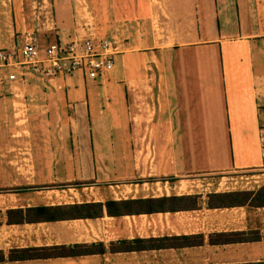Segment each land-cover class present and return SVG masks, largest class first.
<instances>
[{
  "label": "crops",
  "instance_id": "0c3cea01",
  "mask_svg": "<svg viewBox=\"0 0 264 264\" xmlns=\"http://www.w3.org/2000/svg\"><path fill=\"white\" fill-rule=\"evenodd\" d=\"M11 1L14 8L23 3ZM39 3L44 9L42 21H37L41 29H28L21 14L17 21H5L0 12V49H11L14 34L24 32L48 36L53 29L57 38L50 43L59 44L78 34L79 0ZM109 9L112 14L109 10L104 17L119 21V34L124 36V46L118 45L124 54L120 58L123 77L141 72L140 67L129 65L127 53L133 50L143 51L160 75L158 95L149 105L150 122L142 119V103L129 89L131 84L125 91L116 83L66 78L0 88V264L47 262L10 261L14 249L115 241V226L128 218L9 224L5 215L9 210L103 203L109 198H203V191H191L200 182L240 183V191H252L256 182L264 185V0H119ZM156 24L160 35L152 32ZM45 46L39 44L41 49ZM120 90L126 113L104 115L103 106L109 111L121 102ZM197 135L203 138L202 149L193 146L191 139ZM180 137L190 138V151L181 152L182 157L188 154L185 162L179 161L180 151L171 140ZM134 180L139 183L130 187L129 196L111 197L108 183L118 181L122 188L132 186ZM218 192L223 191H213ZM201 211L232 212L239 216L238 222L245 216L241 207H201L140 215L136 221L152 228L146 238L194 235L183 229L184 222L189 214ZM97 256L53 261L62 264L63 259L84 261Z\"/></svg>",
  "mask_w": 264,
  "mask_h": 264
},
{
  "label": "rangeland",
  "instance_id": "374dc122",
  "mask_svg": "<svg viewBox=\"0 0 264 264\" xmlns=\"http://www.w3.org/2000/svg\"><path fill=\"white\" fill-rule=\"evenodd\" d=\"M20 1L21 2L23 1L21 6L19 8L17 7L14 8V6L12 5L15 4L11 0H0V7H1L0 12H3L1 14L2 17L6 19L5 21L8 20L17 21L18 15L21 14L24 21H28L27 23L28 29L31 28L35 29V27L36 29L37 28L41 29L42 27L40 23L37 25V21L38 22L42 21L44 15V9L40 8V6H43V4L39 3V0H20ZM33 1H35V3H32ZM79 2L83 3L85 7H87V10L92 14V16L95 19V24L99 32L101 33L103 32L102 34L105 35L116 36L117 44L118 45L121 44L124 46V36L119 34V28H118L119 21H113V18L112 20H109L107 19V15L106 17H104V15L107 14L109 10L110 13L112 14V10L109 9V5H111V7L113 8V5L116 2L118 3L119 0H79ZM53 13H54V8H52L50 14ZM50 14L49 15L47 14L48 15L47 18L49 20L51 16ZM31 19H34V21L36 20V23L35 22L31 23L30 22ZM154 26L156 27H154L152 32L154 34L160 35L162 31L157 26V24ZM13 28H14V23H13ZM130 31H134V29L132 28L130 29ZM53 32H54L53 29L50 30L48 36H43L42 34H40L41 32L34 33L36 34L35 39L40 45H47L50 42L56 41L55 40L56 36L54 37ZM14 35H15L14 36L15 39L18 34L17 35L14 34ZM130 37L131 36H128L127 38L128 42ZM118 49L120 50L121 48L119 47ZM142 52L143 51L141 50L139 52H135V50H133V52L127 53L130 59L129 62L130 67L131 68H133L134 66L140 67L141 70H137V71H141V72H137L135 74L132 71L133 73H128L126 75V78H124L123 76L125 75L124 73H122L123 67L120 65V58H122L124 54L122 55L119 54L116 58L112 72L107 75L104 82L116 83L118 85H122L125 91L127 84L128 85L131 84V86H128L129 89L133 93H135V98L138 99L140 103H142L141 111H140V113L142 114V119H148L150 122V113L152 112V109L151 106L149 105L151 104L152 100L155 99L156 95H158V89H159L158 78L160 75L153 68V66H151V64L148 63L147 57L144 54H142ZM165 62L167 63L164 57L163 64H166ZM193 64L194 63L191 61L190 65L192 66ZM95 82L103 83V81L100 79H96ZM197 90L198 88L195 89V91ZM120 92L123 94L122 90H120ZM132 92H128V93L132 95ZM129 94H128V98H130ZM2 96L3 95H0V98H2ZM124 97L125 96L123 94L120 100L121 102L116 106H112V108L109 111L106 110L103 106V109L101 110H103L104 115L112 116V114H114L123 117V115L126 113L125 106L124 107L122 106L125 100ZM109 98L111 99L110 104L114 105L115 103L113 98L112 97ZM100 99L104 101L105 97H101ZM171 140L173 142V148L178 152L180 151V153L178 154L179 161L180 162L187 161L188 154L185 157H182L181 152L186 151L187 153V150L190 151L191 149L190 138L180 137V138H172ZM191 140L194 141L195 145L193 144V146H195V148H199V149L203 148L202 147L204 145L203 138H199V136L197 135L193 137ZM208 140L214 141V139H208ZM136 183L138 184L139 180L138 181L134 180L132 186H129V184H127V187L121 186L122 188H119L118 181L108 183V185L110 186L108 188L111 191L110 192L111 197H122L124 195L129 196L130 187L134 188V184ZM198 185L199 186H196V188L194 187L193 189H191V191H198V190L203 191L204 197L200 198V196H198L200 208L201 207L205 208L204 202L206 201V195L213 193V191L217 189L223 192L240 191L239 190L240 183L231 186V184H229V182L226 180H224L220 185H218L217 183L212 185H207L205 182H200L198 183ZM261 186H263L261 182L259 183L256 182L253 185L252 191H256ZM120 199L124 200L122 198ZM243 209H245V216H241L243 217L241 218V222H238L239 216L237 214L232 212H230L229 214V212L226 211L222 213L201 211V212H197V213L193 212V214H189L190 216H187V219L184 222L186 226L183 229L186 231L197 233L194 235H198L200 233L203 236L204 243L199 247L188 248L190 249L188 252H168V254H165L164 252L161 254H157V253H152V251L140 252V253H117V254L106 253L105 255L102 256L99 255L95 257L94 260L79 261V260L63 259L62 264H243V263L264 262V208L246 207ZM125 217L128 218H123V222L115 226L116 229H118L117 231L118 234H116V232L113 233L115 235L113 236L115 241L121 239H127V237H131V236L133 238L138 237V235H141L142 238H146L144 235L150 234L152 228L147 227V225L146 226L139 225L138 222L136 221L137 219L136 216L135 218L133 216L131 217L125 216ZM235 231L258 234L259 240L252 243L229 244V245H218V246H211L207 244L208 235L212 233H221V232L227 233V232H235ZM95 240L97 241V238H95ZM104 245L108 246V243ZM49 260L50 259H46L47 262L45 264H50V263L58 264V262L53 261L54 259H52L51 261Z\"/></svg>",
  "mask_w": 264,
  "mask_h": 264
},
{
  "label": "trees",
  "instance_id": "16d2710c",
  "mask_svg": "<svg viewBox=\"0 0 264 264\" xmlns=\"http://www.w3.org/2000/svg\"><path fill=\"white\" fill-rule=\"evenodd\" d=\"M205 208H264V185L256 191H231L206 195ZM200 209L197 195H170L158 198H136L125 200L106 199L100 202H82L59 206H39L25 210H9L5 213L9 224L54 223L72 220H95L103 216L120 218L125 216L151 215L157 213L190 212ZM259 235L246 232H221L208 235L207 244L211 246L252 243ZM204 243L203 236L179 235L133 239H121L108 243L74 244L73 246H50L41 248L14 249L9 253L10 261L46 260L56 258H75L81 256L140 253L167 249L199 247ZM243 264H264L243 263Z\"/></svg>",
  "mask_w": 264,
  "mask_h": 264
},
{
  "label": "built area",
  "instance_id": "2783aa9c",
  "mask_svg": "<svg viewBox=\"0 0 264 264\" xmlns=\"http://www.w3.org/2000/svg\"><path fill=\"white\" fill-rule=\"evenodd\" d=\"M80 14L78 34L67 44L50 43L41 49L34 33L24 32L16 36L11 49H0V88L11 90L29 82L51 84L66 78L104 81L120 54L117 40L99 33L83 3Z\"/></svg>",
  "mask_w": 264,
  "mask_h": 264
}]
</instances>
